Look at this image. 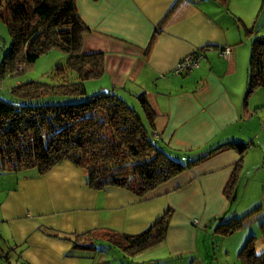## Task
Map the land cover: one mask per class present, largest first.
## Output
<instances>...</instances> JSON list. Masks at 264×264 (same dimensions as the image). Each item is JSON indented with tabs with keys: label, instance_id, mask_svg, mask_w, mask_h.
<instances>
[{
	"label": "crops",
	"instance_id": "crops-1",
	"mask_svg": "<svg viewBox=\"0 0 264 264\" xmlns=\"http://www.w3.org/2000/svg\"><path fill=\"white\" fill-rule=\"evenodd\" d=\"M75 3L89 28L83 52H104L99 87L113 89L137 110L156 145L185 162L229 140H251L233 191L243 171L263 166L257 116L264 111V91L247 94V68L252 40L264 34V0ZM224 46L231 49L227 58L220 54ZM196 50L203 51L199 66L173 74L174 64ZM140 93L155 112L153 125ZM239 157L234 148L219 149L142 196L122 187L90 188L85 170L68 160L44 174L34 168L4 172L0 257L9 263L14 255L15 264H214L197 254L198 235L212 234V228L220 234L217 225L231 216L248 219L231 233H239L238 244L254 235V252L260 255L264 208L239 212L224 193ZM167 208L172 216L164 240L128 253L110 238L142 232ZM158 244L164 263L151 250Z\"/></svg>",
	"mask_w": 264,
	"mask_h": 264
},
{
	"label": "trees",
	"instance_id": "trees-1",
	"mask_svg": "<svg viewBox=\"0 0 264 264\" xmlns=\"http://www.w3.org/2000/svg\"><path fill=\"white\" fill-rule=\"evenodd\" d=\"M218 1L225 4V0ZM0 18L10 34L1 74L20 69L53 47L66 53L65 65L57 64L52 71L57 82L32 80L14 85L10 90L17 98L14 101L0 96L1 173L36 167L44 174L68 160L85 170L90 188L122 187L142 196L219 149L234 148L240 157L224 187L230 196L251 140H229L183 162L153 142L141 115L113 89H99L71 103L25 100L51 93L83 94L85 80L104 74V52H83V36L89 28L75 0H0ZM256 88L264 91V34L252 40L247 68V94ZM137 97L153 125V108L144 93ZM171 216L172 209L167 208L142 232L113 233L110 238L128 253L139 252L164 240ZM242 225L243 217L231 216L217 225V231L228 234ZM259 228L264 234V219ZM254 238L251 235L240 249L241 264H264V251L254 252Z\"/></svg>",
	"mask_w": 264,
	"mask_h": 264
},
{
	"label": "rangeland",
	"instance_id": "rangeland-1",
	"mask_svg": "<svg viewBox=\"0 0 264 264\" xmlns=\"http://www.w3.org/2000/svg\"><path fill=\"white\" fill-rule=\"evenodd\" d=\"M9 46L10 34L8 32L6 23L0 18V67L4 54L9 49ZM65 58L66 53L63 49L59 47H53L47 52L40 54L33 62L22 64L20 69L14 68L13 70L4 72L3 74L0 73V96L4 99L14 101L17 98L10 91L11 87H13L14 85L32 80H46L48 82H57L58 80L54 78V76L52 75V71L57 64L65 65ZM69 79H75L74 73L71 72L69 74ZM101 81L102 79H100V77L85 80V92L83 94L70 95L63 93H51L41 97L29 98L25 100L29 103L34 104L76 102L83 100L86 95L98 91L99 89H103L104 87H99V83ZM256 94L257 93H254L255 97L253 99H255V101H259L258 98H256ZM258 115L259 116H257V120L259 122L258 125L260 129L258 131L261 132V134H264V130L261 129V125H264V111L259 109ZM254 140L256 142L258 141V139H255V137ZM257 150L259 151V149ZM263 157L264 156H262L260 161H263ZM256 167L257 166H254L253 169H249L246 172L243 171L241 179L238 181V187L235 189V191H233L232 194H230V196H228V198H231V200H233L232 208H239V212L249 208L259 207V204L261 205V208H264V162L262 167ZM31 168L37 170L36 167H28L27 169ZM5 172L9 173L8 171ZM3 173L0 174L2 178H4L3 176H6L5 173ZM247 220H245V222H247ZM214 231L215 230H213L212 228V234H204L201 232L198 235L197 254L201 253L205 255L208 263L212 258V262L214 264H241V259L237 255L240 249L245 244L246 240H242L243 242H240V244H238L239 233H230L224 235L221 233L218 234V232L215 233ZM215 235H219L220 237H215ZM161 246V244L155 245L151 250L155 252V255H157L159 259H162L161 261L162 263H164V251ZM227 250L228 254L226 255L225 252ZM127 256L129 255L126 254L127 260L129 257V260H132L131 256H129L128 258ZM10 260L12 264H15L14 261L17 259H14L13 255L11 256ZM0 264L8 263L2 257H0Z\"/></svg>",
	"mask_w": 264,
	"mask_h": 264
},
{
	"label": "built area",
	"instance_id": "built-area-1",
	"mask_svg": "<svg viewBox=\"0 0 264 264\" xmlns=\"http://www.w3.org/2000/svg\"><path fill=\"white\" fill-rule=\"evenodd\" d=\"M231 49L229 46H224L220 50V54L227 58L230 55ZM203 57L202 50H196L193 53H187L183 55L172 67L171 71L173 74H185L193 71L200 64V60ZM12 264V263H8Z\"/></svg>",
	"mask_w": 264,
	"mask_h": 264
}]
</instances>
